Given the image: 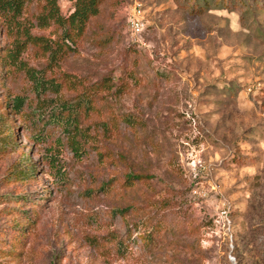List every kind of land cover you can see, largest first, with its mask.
Segmentation results:
<instances>
[{"label":"rangeland","instance_id":"374dc122","mask_svg":"<svg viewBox=\"0 0 264 264\" xmlns=\"http://www.w3.org/2000/svg\"><path fill=\"white\" fill-rule=\"evenodd\" d=\"M20 1L0 8V264H264V0L196 16L197 0H106L67 54L46 0ZM26 31L41 96L7 61ZM88 95L78 154L63 104Z\"/></svg>","mask_w":264,"mask_h":264},{"label":"trees","instance_id":"16d2710c","mask_svg":"<svg viewBox=\"0 0 264 264\" xmlns=\"http://www.w3.org/2000/svg\"><path fill=\"white\" fill-rule=\"evenodd\" d=\"M106 0H76L75 1V6H74V11L68 16L65 17L62 15L60 7L58 6L57 0H46V3L42 6V12L41 15L39 16V20L41 25L43 27L55 25L58 28H61L62 31V46L60 49H64V54H67L69 51H72L75 49V45L77 44V39L80 38L81 36L84 35L86 32L87 26L91 19L97 17L101 13V8L103 4L105 3ZM203 1L202 3L200 0H197L196 3L192 6L191 9V15L196 16L200 15L206 11L210 10H216L219 8H224L228 9L229 11H234L237 9L238 2L236 0H201ZM242 1V0H241ZM256 3L254 7L252 8V11H256V9H260V0H255ZM259 5V6H258ZM23 3H18V0H2L0 2V8L2 10L9 9L13 10L16 14L15 16H18L22 10ZM23 37L24 40L23 42L18 43L17 47L15 50H11L7 54V61L12 64V65H17L19 70L26 69L27 75L29 76L30 80L33 82V86L35 88V91L39 96L41 94H46L47 91L49 90L48 88H52L51 84L48 83L46 84L47 80L38 78L32 70L29 68H25V64H22V61H20V56L22 54V48L21 45L24 46H29V45H36L39 42V38L32 36L29 32H23ZM20 45V47H19ZM52 48L51 46H47V51H51ZM52 55L54 56L53 51L51 52ZM107 82L103 81L101 85V89L106 88ZM94 96H87L83 98V103L86 102V104H77L76 106H69L68 104H63L65 106L64 109L68 111L67 117L64 119V125L66 127H69L70 131L73 132V138L72 140V145L76 153L82 154L80 152L81 144L80 141H78V136L83 135V128H82V123H83V116L88 115L89 110L94 107V101L90 100V98H93ZM99 98V97H98ZM25 99L21 97H15L14 100L11 101V109L14 111H19L22 109L24 106ZM80 102V101H79ZM82 102V101H81ZM84 109L83 114H81L80 111ZM128 119L126 122L128 123ZM108 124V123H107ZM107 130L110 131V127L107 128ZM8 143H11L12 138H8L6 140ZM245 157L242 155L236 156L232 161L236 164H242V160H244ZM29 172L27 171H21V176L24 175H29ZM147 179V176L144 175H139V174H131L128 173L125 176V185L130 187L136 182H140ZM25 232L22 231L21 234L23 235ZM111 236L106 237L108 241H111L113 238L109 239ZM12 245L11 249L8 252H11L14 249H17L18 245V239L17 237L12 236ZM107 241V240H106ZM103 242V241H102ZM100 242V243H102ZM105 242V241H104ZM1 243V240H0ZM17 243V244H16ZM109 243V242H107ZM16 244V245H15ZM104 244V243H103ZM3 251V250H0Z\"/></svg>","mask_w":264,"mask_h":264},{"label":"built area","instance_id":"2783aa9c","mask_svg":"<svg viewBox=\"0 0 264 264\" xmlns=\"http://www.w3.org/2000/svg\"><path fill=\"white\" fill-rule=\"evenodd\" d=\"M127 25L133 35H140L144 32L145 23L142 4H136L134 8L128 12Z\"/></svg>","mask_w":264,"mask_h":264}]
</instances>
